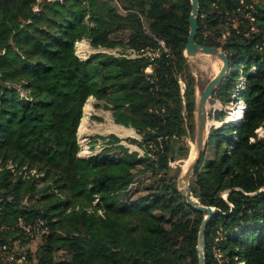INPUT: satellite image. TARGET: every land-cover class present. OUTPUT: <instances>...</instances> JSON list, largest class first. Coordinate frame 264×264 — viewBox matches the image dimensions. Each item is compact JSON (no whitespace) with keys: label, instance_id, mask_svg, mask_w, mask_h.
I'll return each mask as SVG.
<instances>
[{"label":"trees","instance_id":"1","mask_svg":"<svg viewBox=\"0 0 264 264\" xmlns=\"http://www.w3.org/2000/svg\"><path fill=\"white\" fill-rule=\"evenodd\" d=\"M241 1L253 4L264 29V0L198 2L196 41L221 46L229 61L213 95L223 103H246L240 122L210 128L189 182L200 203L218 208L206 228L205 264H264V137L251 140L264 123V53L255 46L261 33L244 36L230 29L219 45L215 38L225 27L212 6L232 11ZM117 2L55 0L34 10L36 0H0L3 220L47 219L51 232L41 240L42 253L65 249L67 258L46 264H158L119 256L115 247L126 244L123 223L147 248L185 237L184 264H198L197 233L204 212L186 202L177 185L179 172L169 164L187 156L180 138L194 130V87L188 82L181 93L177 82V73L186 67L191 3ZM83 37L94 47L134 49L136 56L97 52L80 58L74 43ZM148 50L156 53L147 55ZM252 66L255 72H249ZM241 75L246 81L240 90ZM89 95L105 98L115 122L142 133L143 155L111 135L100 152L78 156L75 133ZM214 118L223 120V111L216 110ZM142 174L145 180L139 179ZM138 181L141 187L133 186ZM24 200L32 203L23 206Z\"/></svg>","mask_w":264,"mask_h":264},{"label":"rangeland","instance_id":"2","mask_svg":"<svg viewBox=\"0 0 264 264\" xmlns=\"http://www.w3.org/2000/svg\"><path fill=\"white\" fill-rule=\"evenodd\" d=\"M54 1L55 0H36V3L33 6V9L39 10L45 4L49 2L51 3ZM85 2L88 3V0H85ZM114 2L119 4L117 0H114ZM89 16H90L89 11H86L85 19L87 21H89ZM80 41L81 42H79L78 48L83 47V46L88 47V50L81 51V52L77 49L78 53L83 56H87V55L91 56L92 54L95 53V51L106 52V53H110L114 55H125L127 57L136 56V51L134 49L123 48L120 45H117L114 47H102V46L94 47L91 44L90 39L87 37H83L82 40ZM155 53L156 51L155 52H151V51L145 52V54L147 55L148 54L154 55ZM184 56L186 57V67L182 71L177 73V82H178L181 93L185 91L187 83L191 82L194 87L195 96L197 99L200 92L203 90L205 84L207 83V81L218 72L222 64V61L215 55H209V54H204V53H197L194 56H189V55H186L184 52ZM236 69L237 68L234 67L233 71H235ZM239 69H240L239 70L240 73L242 74L243 68L239 67ZM146 71H150V68L149 67L148 69L146 68ZM249 72H255V67L254 66L250 67ZM245 81H246V77L244 75H241L237 78V86L240 90L244 88ZM237 101L238 102H236V105L239 102H243L244 106L246 107V103L243 100L237 99ZM87 103H90L91 110L87 118H85V116L83 115V117L85 118L84 122L87 119L89 120L90 123H93V124L100 123L101 126L96 128L95 129L96 131L93 130L92 133L90 132L91 136H89L88 140L84 142L83 149L79 147L78 153L81 152V150L85 152L90 151L92 153L94 151H96V153L100 152L105 146L109 144L108 142L111 139V135L116 136L118 138L117 143L123 144L129 149V151H136L138 155H143L145 153L146 148L143 146L141 142L142 133L138 131L135 127H130L133 129L132 132H130V134H125L124 131L123 132L120 131L122 129H116L113 132L105 131L104 129L105 125H108L110 121H112L113 123H116L114 116H113V109L111 107L112 104L110 102H108L105 98H97L96 96L91 95L90 98H88V100L85 101L83 104V112H85ZM230 108H231L230 104L223 103L220 99H218L215 95H213V92H212L211 96L207 100V113H208L209 121L211 119H215L214 112L216 110H222L224 113V118L223 120H218L217 122H215L214 123L215 125L209 126V131L211 127H218L222 124L223 121H225V119L228 120V118L231 117L232 114H230L229 112ZM239 113H240V116L242 117L241 119H243L244 110L242 109V111ZM229 121H232V120H229ZM84 122L82 120L80 127H83ZM195 133H196V115L194 111V130L193 132H190L187 130L186 135L180 138V144L183 147L187 146L188 148L187 156L183 158L182 157L176 158L169 162L170 166L173 169H176L177 172H179V174L185 167V164L187 163V161L195 155V148L193 149L194 142H195ZM256 133H257V136L256 138H251L252 141L259 140L264 137V123L260 125L258 128H256ZM232 138H235V137L233 136ZM206 143H207V139H206ZM205 149H206V146H205ZM192 151H194V153ZM206 151H207L206 155L207 157H209L212 154V149H208ZM32 171L34 172L35 169H33ZM138 177L140 180H145V174L139 175ZM190 180H191V177H190ZM139 183L140 182L138 181L134 183L133 186L141 187ZM140 192H143V191H140ZM226 194H227V191L222 192L223 197H225ZM96 201L97 200H95L94 202ZM31 203H32V200L30 201L24 200L23 206L28 207L30 206ZM120 230L122 231V234H123V236L122 235L121 236L126 238L124 240L126 244L116 246L115 249L119 250V256L123 260L135 262V263H140V262L147 263L151 260H154L158 264H184L183 257L181 256V252L187 245V239L185 237H172L166 243L155 245V246H152L151 248H147L143 246L141 242L139 241L137 242L136 240L133 239L134 237L130 232L129 225H127L126 223H123L120 227ZM75 235L79 236V233L77 232L75 233ZM130 237H131V241L129 240ZM41 240L42 239L37 237L30 242V246L33 250V255H34V260H33L34 263L37 262V263L46 264L48 263L49 260L65 262L64 260L67 258L65 249H58L55 252L43 254L42 253L43 252V246H42L43 241ZM238 264H242V263H238Z\"/></svg>","mask_w":264,"mask_h":264},{"label":"water","instance_id":"3","mask_svg":"<svg viewBox=\"0 0 264 264\" xmlns=\"http://www.w3.org/2000/svg\"><path fill=\"white\" fill-rule=\"evenodd\" d=\"M199 0H190L191 3V10L188 16V23H189V32L187 36V41L184 46V52L186 55L189 56H194L197 53H204V54H209V55H215L217 56L221 61L222 64L218 70V72L210 78L207 83L205 84L203 90L200 92L198 98L195 100V115H196V133H195V142H194V147H195V155L190 158L187 163L185 164V167L183 170L180 172L179 176L177 177V185L179 189H182L184 191V196L186 199V202L189 204L193 205L195 209L201 210L204 212V216L201 219L198 233H197V244H196V251H197V256H198V264H205V256H204V245H205V234H206V228L211 220V218L214 216V214L218 211V208L212 205H204L199 202L197 198H195L192 193L191 189L189 186V181L190 177L198 164L202 153L205 150L206 146V139L207 136L209 135V126L215 125V124H209V118H208V113H207V100L211 96L213 90L217 87V85L220 83L222 80L223 76L226 74L228 70V56L227 54L219 49L217 46L214 45H205L198 43L196 41V34L198 30V6H199ZM82 40V39H80ZM80 40L75 41L74 43V51L75 54L83 59L89 58V55L87 56H81L77 52V46L78 42ZM99 52V51H95ZM94 53V52H93ZM91 95H89L85 101L88 100V98ZM235 97V96H234ZM231 102V103H230ZM228 102L231 105L230 108V113L235 109L236 102L237 100H233ZM245 110V108H244ZM83 106H82V113L81 117L79 119V123L82 119L83 116ZM217 121V120H216ZM79 123L76 129V139L78 146L83 149L84 142L88 140L89 136L85 133L80 132L79 130ZM223 123V122H222ZM123 127H130V126H125L123 124L117 123ZM93 153H96L94 151ZM92 152H85L81 150V152L78 153V156L80 157H85L89 154H93ZM264 188V187H263ZM257 191L253 192H245V194L252 195L256 193ZM225 198V197H224Z\"/></svg>","mask_w":264,"mask_h":264},{"label":"built area","instance_id":"4","mask_svg":"<svg viewBox=\"0 0 264 264\" xmlns=\"http://www.w3.org/2000/svg\"><path fill=\"white\" fill-rule=\"evenodd\" d=\"M212 6L218 14L219 21L223 22L225 27L215 38L219 45L224 44L230 29L244 36L261 33V38L257 40L255 46L264 53V29L258 25L252 3L241 1L232 11L226 9L223 12L217 4L212 3ZM203 33L206 35L208 31L204 30ZM159 44L167 51L163 40H159ZM218 48L221 49V46ZM3 215L0 206V264H38L33 262L34 255L30 242L37 237L42 239L50 234L51 229L47 219L36 217L25 220L22 216H18L14 222L9 223L3 220ZM9 231L13 233L7 234Z\"/></svg>","mask_w":264,"mask_h":264},{"label":"bare ground","instance_id":"5","mask_svg":"<svg viewBox=\"0 0 264 264\" xmlns=\"http://www.w3.org/2000/svg\"><path fill=\"white\" fill-rule=\"evenodd\" d=\"M81 42V41H80ZM82 44V43H81ZM78 46H79V42H78ZM78 46H77V49L81 52V51H85V50H88V47H79L78 48ZM81 46V45H80ZM78 52V51H77ZM79 54V53H78ZM80 55V54H79ZM81 56H83V55H81ZM90 98V97H89ZM227 104H229V103H227ZM244 108H245V106H244V104H243V102H239L237 105H235V109L230 113V114H232L231 115V117H229L228 118V120H226L225 119V121H229V120H232V122H240L242 119V117L240 116V113L239 112H241L242 111V109L244 110ZM90 110H91V108H90V103H87V107L85 108V112L83 113V115L85 116V118H87L88 117V115H89V113H90ZM83 116H82V119H81V121H80V123H79V130H80V132H82V133H85V134H87V135H90L91 133H92V131L93 130H95L96 128H98L99 126H101V124L100 123H90L89 122V120H85V122H84V119H85ZM82 120H83V122H84V124H83V127H80V124H81V122H82ZM218 121V120H217ZM215 119H211L210 121H209V124H214L215 122H217ZM225 121H223V122H225ZM104 124V123H103ZM105 125V124H104ZM104 129H105V131H107V132H113V131H115L116 129H122V130H120V131H124L125 132V134H130V132H132V128H130V127H123V126H121V125H119V124H116V123H113L112 121H110V123L108 124V125H105V127H104ZM96 131V130H95ZM91 132V133H90ZM195 147L193 146V149H194ZM193 153H194V151H192ZM192 155V154H191Z\"/></svg>","mask_w":264,"mask_h":264}]
</instances>
